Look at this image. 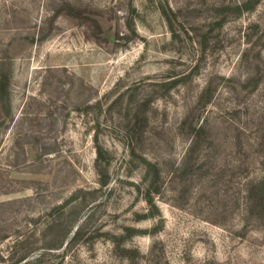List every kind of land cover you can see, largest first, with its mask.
<instances>
[{
  "label": "rangeland",
  "instance_id": "374dc122",
  "mask_svg": "<svg viewBox=\"0 0 264 264\" xmlns=\"http://www.w3.org/2000/svg\"><path fill=\"white\" fill-rule=\"evenodd\" d=\"M252 5L0 0V264H131L115 250L126 228L138 264H264V221L244 204L264 179V0ZM189 107L199 118L182 128ZM191 124L205 129L194 151ZM147 162L162 173L156 208Z\"/></svg>",
  "mask_w": 264,
  "mask_h": 264
},
{
  "label": "trees",
  "instance_id": "16d2710c",
  "mask_svg": "<svg viewBox=\"0 0 264 264\" xmlns=\"http://www.w3.org/2000/svg\"><path fill=\"white\" fill-rule=\"evenodd\" d=\"M260 2V0H253V5L251 8H245L247 10L253 9L256 7V5ZM160 11L167 21V23L172 26V21L173 18H176L175 13L169 6H160ZM226 22V18H222L218 21L215 22L214 25L217 27H221L224 25ZM128 28L131 29L132 33L134 36L135 31L132 29L130 24H127ZM9 85H10V78L7 74L3 72V70L0 68V103H4L5 97L7 96V93L9 91ZM187 85V94L191 90V86L186 83ZM208 92V89H202V91L198 95V105L200 107L201 104H205L204 98H206V93ZM146 103H143L140 105V107L134 112L133 114V122L132 126L130 128L131 132V140L129 142H132V138H136L135 142L137 145L140 147L145 146V141H144V134H145V127H146ZM187 118L186 120L182 123V128L186 126L189 120L194 119V118H199V115L197 116L194 113V107L193 108H187ZM190 133L193 135V141L191 144V150L194 151L196 147L199 145L201 142L202 137L205 134V129L204 126L198 125L194 126L193 124L190 125ZM96 143V160H95V165L98 169L99 175H100V186L101 187H107L109 184V174L100 168V164L105 158L104 154L106 153L102 146L100 145L98 136L95 137L94 139ZM132 145V144H131ZM146 177L148 178V185L145 190V201L146 203L151 207V208H156L155 204V198L156 196L160 195L161 190H162V185H163V179H162V173H161V168L158 163H153V162H147V167H146ZM245 196H244V204L246 207V210L249 215V219L254 220L255 222H260L262 223L263 218H264V179L262 180H250L245 184ZM42 194L41 192H36V197H39ZM27 199L31 200V197H27ZM16 201V200H14ZM68 201L66 200L65 202H60L55 206V209L57 208H63L64 205H66ZM153 212L150 213L152 215ZM145 233V232H144ZM155 233V230L150 234L153 235ZM136 234L135 230H132L130 228H126L125 234L120 236V239L116 242L115 244V250L116 252L121 256V257H126L131 261V264H138V257H142L140 254V251L138 248H130L127 246H122L125 242L128 240L132 239ZM78 236V231L74 232V237L71 241L75 239V237ZM55 245H52L50 247H53ZM26 258H24L21 261H24ZM14 264V263H12Z\"/></svg>",
  "mask_w": 264,
  "mask_h": 264
}]
</instances>
